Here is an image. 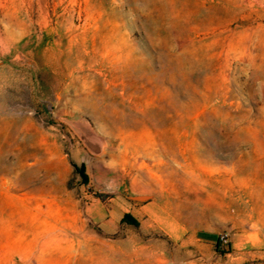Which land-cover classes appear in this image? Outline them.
Segmentation results:
<instances>
[{
  "label": "rangeland",
  "instance_id": "obj_1",
  "mask_svg": "<svg viewBox=\"0 0 264 264\" xmlns=\"http://www.w3.org/2000/svg\"><path fill=\"white\" fill-rule=\"evenodd\" d=\"M0 264H264V0H0Z\"/></svg>",
  "mask_w": 264,
  "mask_h": 264
},
{
  "label": "water",
  "instance_id": "obj_2",
  "mask_svg": "<svg viewBox=\"0 0 264 264\" xmlns=\"http://www.w3.org/2000/svg\"><path fill=\"white\" fill-rule=\"evenodd\" d=\"M79 137L93 154L98 155L103 151V141L96 133L79 131Z\"/></svg>",
  "mask_w": 264,
  "mask_h": 264
},
{
  "label": "trees",
  "instance_id": "obj_3",
  "mask_svg": "<svg viewBox=\"0 0 264 264\" xmlns=\"http://www.w3.org/2000/svg\"><path fill=\"white\" fill-rule=\"evenodd\" d=\"M126 218H128V216Z\"/></svg>",
  "mask_w": 264,
  "mask_h": 264
},
{
  "label": "bare ground",
  "instance_id": "obj_4",
  "mask_svg": "<svg viewBox=\"0 0 264 264\" xmlns=\"http://www.w3.org/2000/svg\"><path fill=\"white\" fill-rule=\"evenodd\" d=\"M11 193H13V192H11Z\"/></svg>",
  "mask_w": 264,
  "mask_h": 264
}]
</instances>
